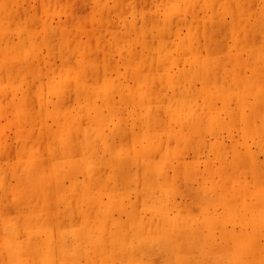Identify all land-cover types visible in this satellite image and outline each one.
<instances>
[{"label":"rangeland","instance_id":"374dc122","mask_svg":"<svg viewBox=\"0 0 264 264\" xmlns=\"http://www.w3.org/2000/svg\"><path fill=\"white\" fill-rule=\"evenodd\" d=\"M76 3L0 0V264H264V149L254 109L252 154L228 156L258 168L244 175L247 187L238 188L241 173H208L201 155L157 156L149 164L140 150L147 143L129 137L150 130L138 101L119 115L101 107L117 75L89 88L65 70ZM219 3H232L231 15L247 5L252 27L243 30L264 35V0ZM239 25L233 37L244 34ZM35 68L44 69L40 81ZM156 84L161 92L151 102L163 103L165 82ZM113 94L132 104L139 93ZM195 111L189 107L182 119ZM116 116L119 123L108 122ZM113 131L128 136V152L102 155Z\"/></svg>","mask_w":264,"mask_h":264},{"label":"crops","instance_id":"0c3cea01","mask_svg":"<svg viewBox=\"0 0 264 264\" xmlns=\"http://www.w3.org/2000/svg\"><path fill=\"white\" fill-rule=\"evenodd\" d=\"M78 1L72 5L70 61L65 70L89 88L104 86L117 75L120 82L110 89L112 101L109 103L108 98L101 107L111 108L113 114L119 115L121 108L134 107L138 101L150 130L129 137L133 144L137 143V136L147 143L148 150L140 149L150 157L146 162H158L152 158L157 156L167 159L179 154L201 155L207 157L203 164L208 173H241L245 185L239 184L238 188L247 187L244 175L258 168L228 160V156L252 154L247 145L252 109L262 131L264 149V35L254 36L243 30L252 27L248 11L252 9L235 6L236 12L241 8L239 14L231 15L232 3L221 4L220 0ZM24 10L29 15L34 11ZM241 23L244 34L233 37ZM192 35H196L195 40L190 41ZM33 74L40 81L45 72L35 68ZM157 80L165 82L163 103L151 102L161 92ZM137 88L139 94H133L132 104L115 99L113 94L119 90L131 93ZM252 95L255 101L247 102ZM189 107L196 109L195 113L182 119ZM201 108L204 112L199 114L197 109ZM116 118L117 121L109 118L108 122L119 123ZM238 128L245 144L238 141ZM125 137L128 136L116 131L108 133V144L102 146L107 151H102V155L128 152L123 143ZM213 156H220L222 163L213 164ZM233 181L238 182L239 178L235 176Z\"/></svg>","mask_w":264,"mask_h":264}]
</instances>
